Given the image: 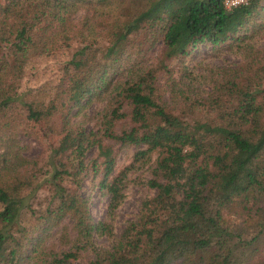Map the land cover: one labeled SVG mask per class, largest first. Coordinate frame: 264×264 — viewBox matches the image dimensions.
<instances>
[{"label":"trees","instance_id":"obj_1","mask_svg":"<svg viewBox=\"0 0 264 264\" xmlns=\"http://www.w3.org/2000/svg\"><path fill=\"white\" fill-rule=\"evenodd\" d=\"M223 1L0 0V264L82 255L87 264H264V0L229 9ZM222 43L239 45L240 64L204 97L191 96L185 57ZM38 57H57L58 76L25 86ZM92 100L103 105L81 113L94 120L86 130L75 118ZM18 118L66 138L49 168L11 148ZM114 143L136 148L153 193L111 247L98 249L91 236L110 228L91 220L79 187L91 172L118 205L127 167L112 172ZM43 186L48 200L35 210ZM63 220L70 234L49 251L43 241Z\"/></svg>","mask_w":264,"mask_h":264},{"label":"rangeland","instance_id":"obj_2","mask_svg":"<svg viewBox=\"0 0 264 264\" xmlns=\"http://www.w3.org/2000/svg\"><path fill=\"white\" fill-rule=\"evenodd\" d=\"M262 38L255 36L250 42L254 47L262 45ZM247 42V41H246ZM154 49H150L147 54L152 57ZM0 55H6L3 46H0ZM242 60V49L234 43H222L216 46L210 44H199L191 50L190 54L185 57V65L188 66V73L191 80L190 95L198 94L204 97L212 86L214 78H220L229 69H233L239 65ZM58 63L57 57H38L30 64L23 78V85L35 86L37 84L46 83L51 85V81H55L58 76V71L55 69ZM178 67V69H177ZM174 67V76H181L179 66ZM165 76L161 75L159 80L162 82ZM185 78V77H183ZM24 87V86H23ZM103 102L92 100L86 105L81 112L77 114L76 120H83L85 129H89L93 123V119L83 118L81 113L86 112L87 115H93L100 110ZM193 111V114H196ZM20 132L15 137L7 138L11 143V148L17 151L18 154L26 158H37L44 169L49 168L50 152L54 148H60L66 138L61 134H49L41 123L28 122L21 120ZM120 122L116 125L119 128ZM114 150V165L112 172L116 173L119 170L127 167L125 173V187L122 189V198L118 205L114 208L109 206V196L99 191L95 185V180L89 172L80 183L79 193L86 199L88 212L93 222H103L110 228L111 235L93 234L91 242L98 249H107L121 235L123 229L129 222L136 219L141 200L144 197L150 196L152 190L147 189L146 181L150 177V172L147 164H142L141 161L133 162V154L136 148L133 145L113 144ZM92 150L88 152L91 155ZM48 188L43 186L32 197L31 202L35 210H41L44 202L48 200ZM30 221V216L25 213L20 218V226H26ZM69 220H63L58 225L51 228L44 239V245L49 251L59 252L63 249V239L61 234H70ZM64 234V235H65ZM89 258V257H88ZM68 264H87L86 257H78Z\"/></svg>","mask_w":264,"mask_h":264},{"label":"built area","instance_id":"obj_3","mask_svg":"<svg viewBox=\"0 0 264 264\" xmlns=\"http://www.w3.org/2000/svg\"><path fill=\"white\" fill-rule=\"evenodd\" d=\"M248 0H243L242 3H239V4H245ZM237 4V0H224L223 1V5L225 8L229 9L233 6H236V5H239Z\"/></svg>","mask_w":264,"mask_h":264},{"label":"clouds","instance_id":"obj_4","mask_svg":"<svg viewBox=\"0 0 264 264\" xmlns=\"http://www.w3.org/2000/svg\"><path fill=\"white\" fill-rule=\"evenodd\" d=\"M242 2H243V0H237V4L242 3Z\"/></svg>","mask_w":264,"mask_h":264}]
</instances>
